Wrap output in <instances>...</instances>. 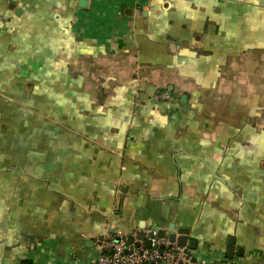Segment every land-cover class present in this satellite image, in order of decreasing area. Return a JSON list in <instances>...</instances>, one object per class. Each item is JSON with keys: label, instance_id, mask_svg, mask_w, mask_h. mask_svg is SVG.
<instances>
[{"label": "crops", "instance_id": "1", "mask_svg": "<svg viewBox=\"0 0 264 264\" xmlns=\"http://www.w3.org/2000/svg\"><path fill=\"white\" fill-rule=\"evenodd\" d=\"M80 1L0 0V264H264V0Z\"/></svg>", "mask_w": 264, "mask_h": 264}, {"label": "built area", "instance_id": "2", "mask_svg": "<svg viewBox=\"0 0 264 264\" xmlns=\"http://www.w3.org/2000/svg\"><path fill=\"white\" fill-rule=\"evenodd\" d=\"M172 95L168 91L155 92L156 102L170 100ZM99 256L92 264H205L179 246L177 242L154 238L152 247L146 248L140 242L138 247L128 243V237L120 234H108L98 245ZM215 264H232L227 261Z\"/></svg>", "mask_w": 264, "mask_h": 264}, {"label": "water", "instance_id": "3", "mask_svg": "<svg viewBox=\"0 0 264 264\" xmlns=\"http://www.w3.org/2000/svg\"><path fill=\"white\" fill-rule=\"evenodd\" d=\"M86 0H81L80 5L85 6L86 5ZM189 236H190V230L187 228L180 229L177 232H174L168 236V239L170 242L174 243L177 242L180 247L185 248V251L188 252L189 249H196V246H194V241L190 242L189 241ZM157 237L160 239H164L166 237V232L163 230L157 231V232H150L148 234L144 232H140L137 237L134 236H128V243L130 245H133L134 247H138L140 243H136V239L140 241L145 242V247L146 248H151L152 247V240ZM231 251V250H230ZM230 254V253H229ZM232 257V255H230Z\"/></svg>", "mask_w": 264, "mask_h": 264}]
</instances>
